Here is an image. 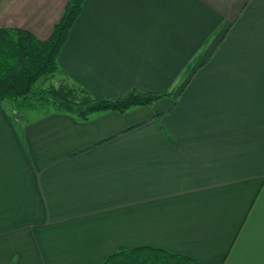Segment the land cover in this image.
<instances>
[{
	"label": "crops",
	"instance_id": "1",
	"mask_svg": "<svg viewBox=\"0 0 264 264\" xmlns=\"http://www.w3.org/2000/svg\"><path fill=\"white\" fill-rule=\"evenodd\" d=\"M66 1L0 0V29L47 40ZM57 64L94 98L173 96L83 122L0 103V264H264V0H84Z\"/></svg>",
	"mask_w": 264,
	"mask_h": 264
},
{
	"label": "trees",
	"instance_id": "2",
	"mask_svg": "<svg viewBox=\"0 0 264 264\" xmlns=\"http://www.w3.org/2000/svg\"><path fill=\"white\" fill-rule=\"evenodd\" d=\"M84 0H67L59 21L47 40L40 41L19 29H0V103L16 111L49 108L79 121L95 114L124 113L171 98L173 91H131L120 98H94L72 83L57 64L58 55L80 14ZM102 264H198L158 249L119 250Z\"/></svg>",
	"mask_w": 264,
	"mask_h": 264
},
{
	"label": "rangeland",
	"instance_id": "3",
	"mask_svg": "<svg viewBox=\"0 0 264 264\" xmlns=\"http://www.w3.org/2000/svg\"><path fill=\"white\" fill-rule=\"evenodd\" d=\"M4 103V102H3ZM8 105V104H7ZM10 105V104H9ZM41 110V109H40Z\"/></svg>",
	"mask_w": 264,
	"mask_h": 264
}]
</instances>
